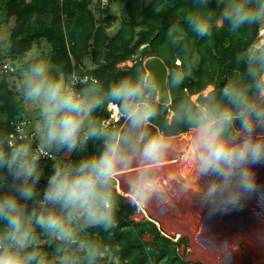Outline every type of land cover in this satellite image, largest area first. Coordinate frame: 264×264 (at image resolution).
<instances>
[{"label":"clouds","instance_id":"obj_1","mask_svg":"<svg viewBox=\"0 0 264 264\" xmlns=\"http://www.w3.org/2000/svg\"><path fill=\"white\" fill-rule=\"evenodd\" d=\"M210 2L194 0L182 23L170 24L167 36L176 39L187 31L210 38L225 27L233 34L245 27H264V0H216L214 7ZM257 43L250 44L245 60L248 88L229 81L219 89V102H214L213 88L208 103L195 104L189 97L172 113L193 130L196 175L212 177L201 192L210 213L234 207L259 191L255 166L264 163V131H258L264 130V44L255 47ZM183 65L167 74L170 87H179L190 74L191 67ZM78 83L83 86L76 87ZM16 89L22 102L35 110L32 135L42 147L71 153L97 139L103 146L77 161L56 164L42 193L38 156L30 145L0 148V171L11 182L8 190L0 191V264H49L34 243L36 228L61 242L57 264H74L63 249L74 242L77 230H107L117 222L116 172L136 159L156 162L170 147L164 135L146 131L160 107L159 79L145 70L122 75L105 89L94 78L54 72L51 62L35 58L27 62ZM101 106L118 110L126 130L103 126L94 115ZM130 188L147 200L158 191V183L145 170L130 181ZM29 200H37L39 208L27 209ZM81 247L85 264H95L98 250L90 244Z\"/></svg>","mask_w":264,"mask_h":264},{"label":"trees","instance_id":"obj_2","mask_svg":"<svg viewBox=\"0 0 264 264\" xmlns=\"http://www.w3.org/2000/svg\"><path fill=\"white\" fill-rule=\"evenodd\" d=\"M5 1L7 18L15 21L10 36L13 58L29 50L33 41L45 38L53 47L54 72L63 70L82 75V59L89 55L96 67L88 73L106 89L110 82L122 75L135 76L143 73L145 70L142 60L146 57L163 58L170 72L177 70L184 61L185 69L191 67L190 74L179 87H170L168 82L171 101L169 104L159 103L158 113L152 121L165 136L181 134L190 129L187 123L176 120L173 116L169 120L167 115L168 111L173 113L189 97L195 104L208 103L206 98L213 89L205 95L203 91L212 86L216 89L214 102H219V89L226 82L231 81L245 88L250 86L245 60L250 44L256 40V26L242 28L235 34L228 32L226 27L217 29L210 38H199L187 31L176 39L167 36L170 24L182 23L181 17L195 6L194 0H123V17L111 39L105 29L115 16L105 17V25L96 26L94 13L89 6L91 0ZM209 6H216V0H211ZM134 56L137 59L132 66L118 67L119 62ZM177 60L179 64H176ZM2 74L0 71V148L7 151V136L13 130V123L29 113L18 97L19 94L9 88ZM224 76L226 80L222 82ZM193 95H197L194 100ZM94 115L102 124L109 117V112L106 106H101ZM122 121L121 117L117 124L107 127L119 128ZM23 143L33 147L36 141L27 139ZM102 146L103 141L100 139L89 141L83 149L73 151L69 161H77L90 152L99 151ZM42 162L44 161H37L38 165ZM52 165L53 162L49 161L47 170ZM45 182L46 178L41 175L38 185L40 193L41 185ZM10 183L7 174L0 171V191L8 190ZM114 183L113 181V190L118 201L115 225L107 230L101 226H89L85 228L88 236L77 234L80 241L98 250L95 264H192L176 253V242L162 234L152 221H136L129 217L134 212V207L123 203V197L117 193ZM26 206L29 210L39 208L37 200L27 201ZM35 233L40 238L46 237L39 228L35 229ZM146 233L152 237L151 240H145ZM77 243L68 245L65 254L75 259L74 264H85V250H75ZM60 244L56 240L51 245L42 246L41 251L51 258ZM73 250L75 251L71 254ZM107 251L113 254L110 261L101 256Z\"/></svg>","mask_w":264,"mask_h":264},{"label":"rangeland","instance_id":"obj_3","mask_svg":"<svg viewBox=\"0 0 264 264\" xmlns=\"http://www.w3.org/2000/svg\"><path fill=\"white\" fill-rule=\"evenodd\" d=\"M89 6L94 13L96 26L101 24L105 25L103 20L105 17L109 15L115 16V19L111 21L105 29L106 34L111 39L120 26L123 17V0H91ZM14 25V19L7 18L6 1L0 0V62L2 64H9L12 67V70L8 72L3 71L0 67V71L3 73L2 77L6 80L9 88L17 92L16 85L25 68L24 64L35 58L52 63L53 47L45 38H40L33 41L31 48L24 54L17 55L13 58L11 55L12 42L10 36ZM262 28L264 29V27ZM260 37L259 29L255 41H259ZM148 58L149 57H146L142 60L144 70H147L144 63ZM136 59L137 57L134 56L127 61L119 62L117 65L120 68L130 67L135 63ZM179 63L180 62L177 60L176 64ZM95 67V63L89 55L82 59L84 73L89 74L88 72ZM169 70L168 68V72H170ZM212 89L213 87L209 86L203 92L206 94ZM18 97L21 99L19 95ZM193 98L195 99L196 97L194 96ZM23 105L25 110L29 113L28 116L23 118L31 121L30 130H33L36 119L35 110L26 106L24 103ZM107 110L109 112V117L107 119H109L111 118V113L114 111V108L107 106ZM167 115L168 119H170L172 111H168ZM34 139L36 143L39 144L38 139L35 137ZM48 150L52 153V157L45 160L39 159L46 163L42 162L38 165L42 173L41 175L46 178V182L41 185L42 191L46 186L47 178L51 175L54 166L61 161H69L72 154V152L68 153L65 150L59 152H55L52 149ZM49 161H52L53 165L49 166L50 169L47 170L46 165ZM259 175L260 179L258 182L262 185L264 183V174L261 173ZM114 182L116 181L114 180ZM247 200L246 197L237 204L236 208L240 210V212H230L231 210H229L228 213L208 214L207 216L190 215L191 218L189 223L187 221L188 215L185 211L180 215L165 214L163 221L170 224V226L158 225L157 227L162 234L176 242V253H178L183 260L192 264H264V209L262 210V208L259 207L257 212L255 210L253 211L249 208L248 204H245ZM242 204L245 205L243 206ZM252 211L253 213H251ZM134 213L135 211L130 214L129 217L136 220L135 218L138 217L133 218ZM80 233L88 236V231L85 228L76 231L74 242L78 243L75 250H85L81 245L87 244L86 242L80 241L79 237H77V234ZM144 237L148 240L152 239L147 233L144 234ZM54 241L56 240L47 235L44 238H40L37 235L34 243L38 249L41 250L42 246L51 245ZM66 250L67 246L63 249L64 253ZM75 250L71 251V254H73ZM107 252L102 253L101 256L107 257L110 261L113 258V254L110 251ZM58 258L59 253L53 252L51 258H49V264H57Z\"/></svg>","mask_w":264,"mask_h":264},{"label":"crops","instance_id":"obj_4","mask_svg":"<svg viewBox=\"0 0 264 264\" xmlns=\"http://www.w3.org/2000/svg\"><path fill=\"white\" fill-rule=\"evenodd\" d=\"M194 96L197 95L192 96L193 100ZM121 117L119 112L118 119H105L103 126L115 125ZM119 128L126 130L124 119ZM146 131L148 134H162L153 123L146 126ZM165 139L170 147L164 158L153 163L136 159L131 166L120 168L114 175L113 181H116L114 187L117 193L123 197V203L134 205L133 218L138 217L135 218L136 221L150 220L156 226H170V224L163 221L165 214L180 215L185 211L189 223L190 215L207 216L208 214L228 213L229 210H231L230 212H240L236 205L226 210L219 209L215 213H210L208 205L202 201L201 192L212 177L196 175L195 173L194 161L197 149L191 128L181 134L165 136ZM255 167L259 191L248 196L245 204H248L250 209L257 212L260 206L259 194L264 193V183L260 185L258 182L260 179L259 174H264V163ZM145 170L147 175L154 178L158 183V191L147 200L138 198L137 194L130 188V181ZM120 173H124V175L120 176ZM145 240L148 239L145 238Z\"/></svg>","mask_w":264,"mask_h":264},{"label":"built area","instance_id":"obj_5","mask_svg":"<svg viewBox=\"0 0 264 264\" xmlns=\"http://www.w3.org/2000/svg\"><path fill=\"white\" fill-rule=\"evenodd\" d=\"M255 47H257V44H255ZM0 67L3 71H6V72L12 70V67L6 63L1 64ZM76 75L79 77H88L89 79H92V78L96 79L95 77L87 73H84L82 75H79V74H76ZM79 86L80 84L78 83L76 87H79ZM114 112H115V109L111 113V118H113L112 115ZM13 124H14L13 130L9 132L7 136V143L9 146L15 147L19 144H24L23 140H27V139L35 140L34 136L32 135L33 130H30V124H31L30 120L25 119V118H20L16 120ZM30 148H31V151L38 156V160L39 159L45 160V159H49L50 157H52V153L48 149L42 147L38 143H36L33 147H30Z\"/></svg>","mask_w":264,"mask_h":264},{"label":"water","instance_id":"obj_6","mask_svg":"<svg viewBox=\"0 0 264 264\" xmlns=\"http://www.w3.org/2000/svg\"><path fill=\"white\" fill-rule=\"evenodd\" d=\"M145 68L153 73L159 79L160 83V95H159V103L168 104L171 101L170 90L168 87V79L167 74L168 67L164 60L159 56H151L145 61ZM226 77L222 78V82H225ZM124 173H121L120 176H123Z\"/></svg>","mask_w":264,"mask_h":264},{"label":"bare ground","instance_id":"obj_7","mask_svg":"<svg viewBox=\"0 0 264 264\" xmlns=\"http://www.w3.org/2000/svg\"><path fill=\"white\" fill-rule=\"evenodd\" d=\"M260 35L261 37H260V40L258 41L259 43H257V47H259L261 44H264V37H263L264 29L263 28H260ZM118 116H119V111L115 109V112L113 113L112 117L118 119ZM262 196H264V193L259 194V199H260L259 207L262 208L263 210L264 209V199L261 198Z\"/></svg>","mask_w":264,"mask_h":264}]
</instances>
